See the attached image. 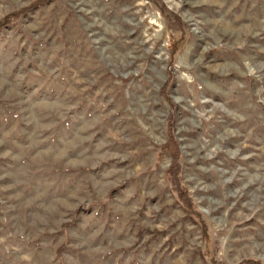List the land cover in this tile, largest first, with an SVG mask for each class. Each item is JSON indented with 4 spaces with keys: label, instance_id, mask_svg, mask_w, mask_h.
<instances>
[{
    "label": "rangeland",
    "instance_id": "rangeland-1",
    "mask_svg": "<svg viewBox=\"0 0 264 264\" xmlns=\"http://www.w3.org/2000/svg\"><path fill=\"white\" fill-rule=\"evenodd\" d=\"M0 26V264H264V0Z\"/></svg>",
    "mask_w": 264,
    "mask_h": 264
},
{
    "label": "trees",
    "instance_id": "trees-1",
    "mask_svg": "<svg viewBox=\"0 0 264 264\" xmlns=\"http://www.w3.org/2000/svg\"><path fill=\"white\" fill-rule=\"evenodd\" d=\"M7 19H9V18H5L4 21H6ZM0 27H2V26H0ZM176 159H177V157H174L175 164H174V166L172 165L173 169L170 172V174H172L174 172V169H175V173H176V170H178V168H177L178 165H177ZM183 193H185V192L183 191Z\"/></svg>",
    "mask_w": 264,
    "mask_h": 264
}]
</instances>
